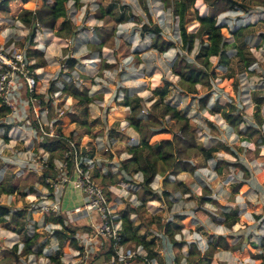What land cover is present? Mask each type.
<instances>
[{
    "label": "rangeland",
    "instance_id": "rangeland-1",
    "mask_svg": "<svg viewBox=\"0 0 264 264\" xmlns=\"http://www.w3.org/2000/svg\"><path fill=\"white\" fill-rule=\"evenodd\" d=\"M40 1L28 0L24 3L21 0H10L7 15L0 14V17L4 16L9 19L6 28L9 29V36L15 38L16 48L30 46L28 38L23 40V37L28 34V30L18 22L17 17L20 10L24 6L40 3ZM80 1L82 5L77 8L72 5L71 1L67 3V18L71 20L75 31L71 37L61 38L55 31L46 29L37 30L34 37L35 47L44 52L46 60L44 67L35 70L37 80L40 82V87L36 92L48 94L52 82L61 86V78L64 77L67 80L72 78L77 86L88 88L89 94L92 96L91 102L82 107H75L72 99L67 102L59 101L58 105L53 104L57 117L60 118L54 125V131L56 132V128H60L64 136L75 142L79 155L88 154V158H93L94 166L88 170L92 180L108 193L109 201L117 216L125 211L129 212L130 218L138 226V234L146 240L154 239V250L158 254L157 260L172 258L170 264H188L186 260H192L197 255L205 254L208 250L214 252V249L212 250L210 247V242L215 238L208 231L215 230L217 235H226L227 232L220 226H216V229L212 227L221 222L220 208H225L220 205L219 200L221 198L229 199L233 187L244 179V170L234 166L226 168L222 164H218L217 161L234 162L249 170L250 174L246 178L247 180L245 179L248 188L240 193L246 197L240 207L243 211H246L248 205L258 210L263 207L264 210V172L261 170L262 158L258 146L261 137L256 144V136H249L245 131L246 125L255 120L253 116L254 92L264 96V0H236L243 2L245 8L235 7L217 16V23L223 29L225 40L234 45L227 49L228 69L226 70L225 67L216 68V77L211 80V86L207 88L197 84L195 86L197 92L191 94L185 93L179 88L178 78L171 71L172 62L182 50L180 49L178 18L171 13L163 0ZM201 2V0L196 2L198 11H202L205 7ZM109 6H112L113 15L105 14L103 18L97 19L96 14L99 7L108 9ZM194 11V8H191L186 16V29L190 32H194L198 27ZM120 13H123L129 20L117 24L114 17ZM143 23L160 26L162 34L170 37L175 42V47L163 53L149 48L151 35L141 32ZM0 28H5V26L2 25ZM97 31L107 38L106 43L100 49H98L100 38L97 36ZM196 52L197 50L194 49L187 54V58L192 59ZM66 58L76 60L73 71L67 77V71L63 70L62 74L56 78L60 66L66 64ZM211 60L215 65L218 58L211 57ZM248 62L250 64H247ZM104 64L108 65L104 66ZM230 77L236 84V89H233V92L227 85L231 83ZM163 79L172 82L170 91L163 101L164 104L169 102L186 113L190 120V126L195 131L197 144L204 148L216 147L219 144L227 147H220L214 153L210 164L204 163L199 150L190 154V162L197 166L196 173H190V175L196 182L195 192L199 194L198 197H194L193 211L196 218L211 222L212 225L209 229L202 222L205 226H200V231L196 229L198 225H195L194 230L191 231L196 230L200 235H195L192 239L188 237L189 229L186 228H181L180 233L175 235V238L180 242L194 241L199 246L200 249L196 246L192 252V258L188 259H181L177 256L178 248L172 246L162 231H158L154 224L147 225L140 222L133 208L139 207L137 191L140 188L142 176L140 173L130 175L123 171L120 165L122 160L130 156L127 148L132 146L133 142L134 144L138 143L140 138L138 132L128 126L126 118L130 110L123 105V98L126 95L131 98L141 97L144 111H152L160 116L163 107L162 105L154 107V104L158 102V97L153 95V91ZM206 94L210 95V99L207 105L202 107L199 100ZM231 97L234 98L245 121L237 126L230 125L218 112L209 113V108L215 100L221 105H225L230 102ZM64 110L75 112L79 120L85 121V125L72 122L71 116L61 115V111ZM144 111H140V114H144ZM260 115L263 118V126L264 103L261 105ZM162 122L172 128L177 136L182 137L181 121L170 120L165 116ZM123 125H126L124 129ZM2 134L3 129L0 128V204L8 206L12 210L27 207L29 215L25 219L23 229L14 228V226L7 228L4 224H0V262L3 248H10L14 243H19L20 251L24 232L33 234L34 222H37L36 232L42 236L32 247L34 253L27 257H21V264H55L51 261V257L59 259L63 264H92L94 254L98 252L106 238L98 235L85 246L81 235L84 232H91V225L87 224L85 220L70 221L73 225L86 224L91 228L89 231L79 229L76 232L75 238L78 245L83 248V251L79 252L77 248L69 245L68 239L61 242L62 244L59 243V239L53 233L54 230L60 228L58 225L46 224L42 221L39 206L43 202L52 200L53 194L52 189L41 182L42 162L49 160L50 157L41 148H38L37 151L34 150L40 140L35 128L30 122L29 125H26L22 121H17L9 131L7 140L3 138ZM107 141H110V147L108 151H105L103 146ZM64 154L54 153L52 158L56 167L63 159ZM184 173L181 172L171 177L172 186H165V189L170 191L171 205L159 201L146 202L147 211L155 216L157 221L177 222L174 221V215L179 210L173 201L177 196V190L183 189L179 185L183 184L182 181L185 180ZM1 186H9L14 189V192H2ZM203 186H208L210 192L203 190ZM66 187L68 191L75 190L71 184ZM151 187L155 191H162L163 186L160 184L159 176L155 177ZM184 187L187 186L184 185ZM201 196L210 197L219 203H201L199 202ZM68 199L69 196L64 203L67 208L69 206ZM79 202L81 201L79 200ZM254 202L255 204H253ZM201 206L206 209H202ZM227 207L232 208L229 205ZM60 209L61 202L59 211ZM70 209L73 208L67 209L65 213ZM249 209L251 210L250 207ZM245 214L250 215L248 212ZM262 216V213L259 214L260 218ZM263 220L264 217L254 230L249 227L243 229L246 230L243 232L247 236L246 239L239 236V233L232 235L234 242L239 240L241 244H245L254 257H257V260L211 259L210 262L204 261L203 264H242L245 262L246 264H264V239L262 238L264 228L262 229L261 223ZM185 222L186 220L182 221L181 225H186ZM125 245L131 247L130 243ZM41 247L43 248L42 253L39 254L36 251ZM181 247L179 250L187 252V246L182 245ZM131 249L145 255L141 246L131 247ZM184 256L186 258V255ZM180 260H184L183 263ZM125 264H130V262L127 260Z\"/></svg>",
    "mask_w": 264,
    "mask_h": 264
},
{
    "label": "trees",
    "instance_id": "trees-1",
    "mask_svg": "<svg viewBox=\"0 0 264 264\" xmlns=\"http://www.w3.org/2000/svg\"><path fill=\"white\" fill-rule=\"evenodd\" d=\"M10 0H0V14L7 15L9 12L8 3ZM26 3L28 0H21ZM71 1L74 7L82 5L80 0H41L40 3H31L30 5L24 6L18 14V22L25 26L28 30V34L23 37V40L28 38L29 47L26 49V55L33 59V63L29 65L28 69L32 72V77L35 81L34 91L29 92L24 87V96H33L40 100L42 107H46L48 110V118H57L55 107L51 100H44V94L36 92L40 87V82L37 80L35 70L44 67L46 60L44 58V52L36 48V42H34L35 33L37 30H52L57 33V36L61 38L71 37L75 31L72 27V22L67 18V3ZM165 5L170 9L171 13L178 18L179 25V38L181 42L180 49L182 52L176 55L174 61L171 64L172 73L178 78L177 84L179 88L185 93H196L195 86L197 84L210 87L211 80L216 77L215 69L225 67L228 69V47H234L233 44H229L223 34L222 27L217 23V16L223 12L239 7L244 9L245 5L243 2L236 0H201L205 7L202 11H198L196 7L197 0H163ZM194 8L195 20L198 22V27L194 32H190L186 29V16L188 11ZM105 14L113 15L112 6L108 9L99 7L96 18L101 19ZM60 19H62L60 21ZM129 18L125 17L123 13H120L117 17H114V21L118 23L126 22ZM264 23V18H263ZM141 32L147 33L150 36L149 48L155 49L158 52H165L170 48L175 47V42L168 36L162 34V29L157 24L149 25L143 23L141 26ZM97 36L100 38L99 46H104L107 38L104 34L97 31ZM240 35L241 32H240ZM13 40L9 39L7 45L12 43ZM16 43V42H15ZM194 49L197 50L192 59L187 58V54L191 53ZM211 57L218 58L215 65L212 64ZM66 75L67 77L73 71L76 64L74 58L65 59ZM247 64H250L248 62ZM108 64H104L107 66ZM60 76V75H59ZM231 80V77L229 78ZM62 92L69 95L73 100L75 107H82L91 102L92 96L89 94L88 88L85 86H77L72 78L67 80L61 78ZM172 85L167 79H163L158 87L153 91V95L158 97V102L154 104V107L162 105V114L159 116L152 111L143 109L142 98L134 97L131 98L129 95L124 96L123 105L127 106L130 110L126 120L128 126L134 131L138 132L140 138L138 143L127 148L129 157L122 160L120 165L123 171L133 175L140 173L142 176V182L140 188L137 191L139 207L133 208L134 213L137 215L140 222H144L147 225L154 224L158 231H162L164 236L174 247H181L185 242H180L175 238V235L180 233L182 228L177 222L157 221L155 216L149 213L146 209V202L148 201H159L171 205L170 191L165 189L166 185L172 186L171 177L178 175L181 172L193 173L196 169L194 163L190 162V154L196 150L202 153L205 159H211L213 154L218 151L221 147L227 148L222 144L216 147L204 148L197 144L195 139V131L190 126L189 117L186 113L182 112L177 106L165 102L164 100L169 93V89ZM229 90L233 92L236 89V84L231 80L230 85L227 84ZM227 87V86H226ZM227 87V88H228ZM58 86L52 82L49 88L50 92L58 90ZM232 94V93H231ZM234 97V96H233ZM231 97L230 102L225 105H221L215 100L212 106L209 108V113H220L221 116L232 126H237L244 121L243 114L238 109L234 98ZM210 99V95L206 94L200 98L201 106L205 107ZM254 107L253 116L255 120L246 125L245 131L249 136H256V144L258 139L261 137L260 127L263 123V118L260 115L261 105L264 103V96L260 93L254 92ZM153 107V108H154ZM10 108L3 103L0 97V128L3 129V138L6 140L9 131L12 129L14 124H7L5 122L6 117L10 113ZM140 111H144V114H140ZM65 114L71 116V121L80 125H85V121L79 120L75 112H68L67 110L62 111L61 115ZM142 115V116H141ZM165 116L170 120L181 121L180 132L182 137L176 135V132L172 128L162 122ZM61 117V116H60ZM32 126L39 134L38 123L31 113L29 116ZM60 120L58 117L57 121ZM153 128V129H151ZM69 138V137H68ZM64 134L60 131V128H56V136L49 137L44 136L38 143L34 150L38 148L43 149L44 152L48 153L49 160L41 165L40 176L41 182L49 187L48 180L57 181L60 177L56 164L53 160L55 152L65 153L67 150V139ZM218 164H222L226 168L230 166L239 167L244 170V179L236 184L231 190L232 194L241 193L248 188L246 178L249 176V171L242 165H237L234 162H228L225 160L217 161ZM219 170V168L216 166ZM238 169V168H237ZM72 164L68 162L67 176L69 179L72 176ZM160 177V184L163 186L161 192L155 191L151 187V183L155 177ZM246 179V180H245ZM70 186V183L67 184ZM178 186V185H177ZM177 188V187H176ZM51 189V188H50ZM178 189V188H177ZM203 190L210 192L208 186H203ZM185 191L189 189L185 187ZM2 192L13 193L14 189L9 186H1ZM74 192L68 191L65 187L62 198H61V209L58 214L53 212H46L42 214V221L47 224L58 225L60 228L53 231V233L59 239V243L65 240H69V245L74 246L79 250L83 251V248L78 245L75 238L76 232L81 230L89 231L90 226L81 225L76 226L70 223L67 219L65 211L69 208L77 206L74 203L73 198ZM210 194V193H208ZM69 196L68 208L64 206V203ZM108 197V194H107ZM109 199V198H108ZM201 203H219L210 197L201 196L199 198ZM220 215L223 217V221L230 220L229 225L235 223L237 220L234 215L230 212L220 211ZM29 211L27 207L10 209L8 206L0 204V224H4L7 228L14 226L23 229L25 226V219L28 218ZM119 219L121 220V242L130 243L132 248L141 246L145 251L144 256L138 254L134 255L128 261L130 264H147L148 260H156L158 264H165L164 260L158 259V254L154 250V239L146 240L143 236L138 234V226L130 218V213L125 211L120 214ZM68 221V222H67ZM38 228L37 222H34L33 234L24 232L22 247L19 251V243H14L10 248H3L2 258L0 264H21V257H27L29 254L34 253L32 247L38 242V239L42 236L36 232ZM212 235V234H211ZM213 236V235H212ZM104 239V238H103ZM242 244L239 240L234 242L231 235H216L214 241L211 240L210 247L212 250L217 248H223L225 250L237 251L241 248ZM130 247V248H131ZM196 246L193 243L188 245V256L192 258V252ZM42 247L37 249V253H42ZM199 253V252H198ZM83 254V253H82ZM212 251L208 250L205 254L197 255L196 258L189 260V264H203L204 261L210 262L206 258L211 257ZM92 264H125V261L119 260L112 247V242L109 239H104V242L99 247L98 252L93 256ZM55 264H63L59 259L52 258Z\"/></svg>",
    "mask_w": 264,
    "mask_h": 264
},
{
    "label": "built area",
    "instance_id": "built-area-1",
    "mask_svg": "<svg viewBox=\"0 0 264 264\" xmlns=\"http://www.w3.org/2000/svg\"><path fill=\"white\" fill-rule=\"evenodd\" d=\"M8 21L7 17H0V26H5V28H0V97L3 103L11 110L5 122L7 124H14L17 121H22L26 125H29V122L31 123L29 116L32 113L38 123L39 134L36 133L40 140L44 136H56L54 125L58 117L49 119L47 117L48 110L46 107H42L40 100L33 96H24L25 84L29 92L34 91L35 81L32 77V72L28 69L29 65L33 63V59L27 57V48L15 47V38L9 36L6 28L9 24ZM9 39H12L13 42L7 45L6 43ZM63 70L66 71L65 64L60 66V71L56 78L62 74ZM57 86L58 90L54 92L49 91L48 94H44L45 102L50 99L53 104L58 105L59 101L67 102L71 100L69 95H63L61 90L62 85ZM62 95L63 97L59 98ZM261 126L259 127L261 138L259 139L258 146L262 158L261 170L264 172V125ZM122 127L124 129L126 125ZM66 141L67 150L57 166L60 177L57 181L48 180V188L52 189L53 199L41 203L39 206L40 212L42 214L46 212L58 214L64 189L70 183L82 195V205L70 209L66 215L69 222L85 220L87 224L91 225V232H84L81 235L85 246L93 240V237L101 235L111 240L112 247L119 260L126 262L136 254L144 256L121 242V221L115 214L113 206L107 197L108 193L99 184L95 183L88 173V170L94 166L93 158H88V154L84 156L79 155L75 142L70 138ZM133 145H135L134 142ZM103 147L105 151H108L110 141H107ZM46 161H43L42 164ZM68 162L72 164L73 174L70 179L67 176ZM147 264H157V262L156 260H148Z\"/></svg>",
    "mask_w": 264,
    "mask_h": 264
},
{
    "label": "crops",
    "instance_id": "crops-1",
    "mask_svg": "<svg viewBox=\"0 0 264 264\" xmlns=\"http://www.w3.org/2000/svg\"><path fill=\"white\" fill-rule=\"evenodd\" d=\"M7 30H9V29L7 28ZM258 129H259V127H258ZM213 157L211 159H205L203 157L204 163L208 162V164H210L212 162ZM197 161H200V160H197ZM195 166H196V164H195ZM196 168H197V166H196ZM194 173H196V172L194 171L193 174ZM184 174H185V180L182 181L183 184L179 185V187L183 188V189L182 190H179V189L177 190V193H176L177 196H175V199L173 201V204L175 203L177 209L179 210L174 215L175 216L174 217V221H177V223L179 225H181L182 221L186 220L185 223H187V224L186 225L184 224V225H181V226L184 229L185 228L189 229L188 230L189 231L188 237L190 239H192V238H194L195 235H200V234L197 233L196 230L195 231H191L192 229L194 230L195 225H198L196 229H198L200 231V229H199L200 226H205L206 225L210 229V226L212 225V223L211 222H206L205 220H201V219L196 218L195 212L193 211L194 208L192 206L194 201H195L194 197L196 198V197L199 196V194L197 192H195V187L194 186H196V182L192 178L193 176H191L190 173L188 174V173L185 172ZM187 175H188V177H187ZM179 181H181V180L179 179ZM184 185L187 186V188L189 189L188 191L184 190V188H185ZM71 191L74 192V193H72L73 194V198H75L74 203H77L78 204L77 206H81L82 205V195L77 190H72L71 189ZM235 195H236V198H235ZM245 197L246 196L244 194L235 193V194H231L229 196V199H227V200H223V198H221L219 200L220 205L223 206V207L225 206V208H223V209L220 208V211H225V212L232 213L237 221L235 223L229 225L230 220L224 222L223 221V217L219 213V215H220L219 217L221 218V222L219 224H214V226H212V227H215V229H216V226H220L224 230H227L226 234L232 236V235H237L239 233V236H243V239H246L247 238L246 234L245 233L243 234V232H245L246 230H243V229L244 228L246 229L247 227H249L251 230H254V228H256V225H258L259 222L262 220V217H264V210H263V207L258 210L256 208H253V206L248 205L246 211H243L242 207H240V205H241V202L243 201V199ZM78 199L81 202H79ZM253 204H255V202ZM227 205L232 206V208L227 207ZM77 206H75V207H77ZM75 207H73V208H75ZM249 207L251 208V210L249 209ZM201 208L202 209H206L205 207H202V206H201ZM245 212H248L250 215H246ZM261 213H262L263 216L260 218L259 214H261ZM118 218H119V216H118ZM202 222H204L205 225ZM261 223H262V229H263L264 228V220ZM237 230H239V231L237 232ZM209 232H210V234L213 235L212 236L213 238L216 237L217 234H215V233H217V232L215 230H211L210 229L208 231V233ZM238 238H240V237H238ZM262 238L264 239V235H262ZM197 240H198V238H197ZM236 240H237V238H236ZM190 243L195 244V246H197L198 249H200L199 246L196 245V242H194V241L187 242V243L185 242L184 246H187V248H186L187 252H183L185 250H179V248H178V250H176L177 253H178L177 254L178 257H181V259L190 258L188 256V245ZM263 243H264V240H263ZM170 253H171V251H170ZM213 253H214V255L212 254L211 257H208L206 259L207 260H211V259L212 260H219V259H222V260H257L256 259L257 257H254V254L251 253L250 250H248V248H247V246H245V244H242L241 248L239 250L235 251V252L231 251V250H225L223 248H219L218 250H214ZM184 255H186V258H185ZM201 257H202V255H201ZM203 257H205V256H203ZM171 259L172 258H168V259L164 260V262L166 261L165 264H170L171 263ZM183 261L184 260H180V262H182V263H183ZM186 262H188V264H189V260H186ZM242 264H246V262L242 263Z\"/></svg>",
    "mask_w": 264,
    "mask_h": 264
}]
</instances>
